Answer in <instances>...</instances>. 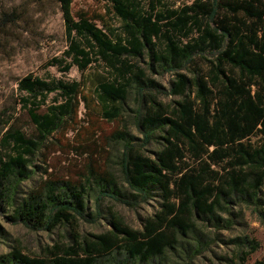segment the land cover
Returning a JSON list of instances; mask_svg holds the SVG:
<instances>
[{"label": "trees", "instance_id": "trees-1", "mask_svg": "<svg viewBox=\"0 0 264 264\" xmlns=\"http://www.w3.org/2000/svg\"><path fill=\"white\" fill-rule=\"evenodd\" d=\"M104 14L74 12L75 0H57L67 48L50 65L82 72L107 64L95 90L117 104L119 116L132 89L139 96L136 123L113 134L123 146V182L111 170L91 165L84 180L42 178L30 188L35 157L48 138L87 100L82 80L28 73L18 87L36 132L27 133L0 113V210L33 230L69 227L71 242L30 255L21 245L0 254V264H192L217 241L233 243L246 264L260 243L248 234L225 239L222 230L241 224L245 208L264 222V0H101ZM17 9L0 14V29L18 22ZM117 21L118 26L111 24ZM149 59V67L141 61ZM172 72L169 94L149 74ZM189 71V72H187ZM64 102L47 104L49 96ZM57 99H59L57 97ZM155 144V149L149 145ZM106 198L137 207L151 199L158 209L129 225L110 210L104 231L84 234L81 219ZM0 227V235L3 234ZM253 264H264V258Z\"/></svg>", "mask_w": 264, "mask_h": 264}, {"label": "rangeland", "instance_id": "rangeland-1", "mask_svg": "<svg viewBox=\"0 0 264 264\" xmlns=\"http://www.w3.org/2000/svg\"><path fill=\"white\" fill-rule=\"evenodd\" d=\"M172 5H183L192 0H165ZM106 3L101 0H75L74 12L88 10L91 14L98 12L106 15ZM17 9L22 14L18 22H12L5 29H0V113L5 118L12 117L17 126L27 133L36 132L28 110L20 104L23 92L19 90V79L28 73L45 78L63 77L67 80H82L83 93L87 100L82 101L77 114L67 118L64 124L46 140L41 151L31 166L35 170L31 179L24 181V187L30 188L42 178L84 180L90 165L103 171H113L123 182L120 170V155L123 150L121 142L113 140V134L118 130L128 129L137 137H142L136 123V109L139 96L132 89L122 112L115 118L104 115L112 112L117 104L108 101L95 90V76L98 72L106 73L107 64L95 62L82 72L73 66L68 72L61 71L57 66L50 65L55 56H62L67 48L65 26L57 0H0V14L3 11ZM111 24L118 26L117 21ZM149 59L141 61V65L149 67ZM189 72V71H187ZM148 74L158 81L166 93L160 98L172 102L178 98L169 94L172 72L163 74L152 72ZM57 97L59 99H57ZM64 102V99L52 93L47 104ZM4 123L0 124V139L6 130ZM155 149V144L148 146ZM159 207L157 200L151 199L137 207L106 198L98 208L93 196L88 199V211L93 214L80 221V231L84 234L97 233L110 227V210L116 211L129 225L141 228L143 218L153 214ZM11 209L0 210V254L9 251L14 245H21L30 255L43 253L46 246L57 242H71L70 228L58 227L54 231L33 230L22 223H15L8 218ZM225 239L236 235L248 234L259 241L260 247L252 253L246 264H253L257 259L264 258V222L256 213L245 208V218L241 224L230 230L221 231ZM233 257L239 262L237 248L233 243L217 241L212 248L196 258L192 264H231L223 256Z\"/></svg>", "mask_w": 264, "mask_h": 264}]
</instances>
